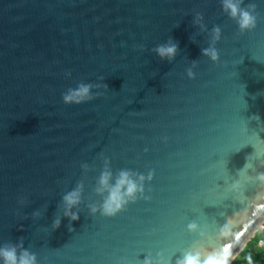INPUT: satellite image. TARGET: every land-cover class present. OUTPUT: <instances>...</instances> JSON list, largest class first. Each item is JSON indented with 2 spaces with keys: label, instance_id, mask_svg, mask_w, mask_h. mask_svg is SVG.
<instances>
[{
  "label": "water",
  "instance_id": "95a60500",
  "mask_svg": "<svg viewBox=\"0 0 264 264\" xmlns=\"http://www.w3.org/2000/svg\"><path fill=\"white\" fill-rule=\"evenodd\" d=\"M251 2L260 20L238 35L221 0H0V246L24 237L40 264H142L160 252L174 264L194 245H231L233 261L264 222L254 184L245 196L230 190L264 152V0ZM197 12L208 32L193 24ZM215 25L219 63L202 55ZM169 38L179 45L172 62L153 51ZM81 82L109 89L65 104ZM101 154L114 173L154 169L152 199L90 215L102 199ZM82 163L80 218L52 230L62 196L85 177ZM191 222L208 235L189 232Z\"/></svg>",
  "mask_w": 264,
  "mask_h": 264
},
{
  "label": "clouds",
  "instance_id": "9594fccd",
  "mask_svg": "<svg viewBox=\"0 0 264 264\" xmlns=\"http://www.w3.org/2000/svg\"><path fill=\"white\" fill-rule=\"evenodd\" d=\"M221 4L223 12L237 23L239 29L238 35H243L257 27L260 16L257 12V4L255 2L245 4V0H221ZM193 24L198 26L201 32L209 31L204 23L202 13H196ZM209 35V46L202 48V55L210 58L215 63H219L221 57L216 44L222 39L221 26L215 25ZM153 51L161 60L172 62L178 54L179 45L169 38L167 42L156 46ZM197 66V61H191V67L186 70L187 76L190 79L196 78L194 69ZM66 75L70 77L71 72H68ZM100 79L102 81L105 80L104 77H100ZM101 88L109 89V86L106 83L81 82L76 88H69L63 93L62 99L65 104L79 105L104 95L101 91L93 93V89L99 90ZM256 118L259 119V117ZM101 158L103 159V171L97 180L95 192L102 199L98 202L88 204L90 215L95 216L99 214L103 217H115L117 214L126 210L130 203H136L141 199L145 201L152 199L150 195L146 194V184L153 181L155 177L154 169L149 170L146 175L132 169H120L114 173L111 167V160L103 156V154H101ZM254 161H259L261 166H264V152H257L253 161L250 162L248 160L244 168L239 171L243 176L244 182L236 179L230 184V190L235 195L245 196L248 188L247 185L252 183L257 190L255 194L256 199H264V172L259 171ZM81 168L85 177L79 180L72 190L67 191L62 196L60 203L63 206V215L56 216L51 225L52 230H56L61 226L63 217L68 218L70 221H77L80 218V211L77 209L83 203L85 179L86 174L90 171V165L88 163H82ZM250 169L254 175L249 174ZM147 191L150 192L151 189L148 188ZM19 202L23 205L26 203V200L21 198ZM32 215L39 218L41 217V212L37 210ZM68 228L69 231H74L71 224H69ZM187 228L189 232L198 233L201 238L208 235L207 226L202 227L197 222L189 223ZM231 232L232 225L227 221L221 228V236H228ZM256 234L257 232L254 235ZM157 257L154 258L149 253L144 256L142 264H173V260L166 258L162 252L157 253ZM231 257V245H221L210 250L194 245L192 248L183 251L179 256H176L174 264H232L235 260L231 261ZM0 264H40V261L34 252L25 247L24 237H20L17 243L9 242L0 246Z\"/></svg>",
  "mask_w": 264,
  "mask_h": 264
},
{
  "label": "rangeland",
  "instance_id": "374dc122",
  "mask_svg": "<svg viewBox=\"0 0 264 264\" xmlns=\"http://www.w3.org/2000/svg\"><path fill=\"white\" fill-rule=\"evenodd\" d=\"M232 264H264V222Z\"/></svg>",
  "mask_w": 264,
  "mask_h": 264
},
{
  "label": "bare ground",
  "instance_id": "6f19581e",
  "mask_svg": "<svg viewBox=\"0 0 264 264\" xmlns=\"http://www.w3.org/2000/svg\"><path fill=\"white\" fill-rule=\"evenodd\" d=\"M262 225H263V224H262ZM259 227H261V225H259V226H258V228H259ZM258 228H257L255 231H257V230H258Z\"/></svg>",
  "mask_w": 264,
  "mask_h": 264
}]
</instances>
